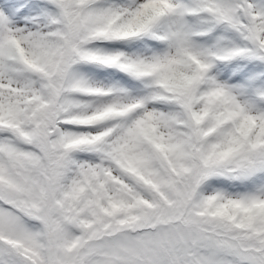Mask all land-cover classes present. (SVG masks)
<instances>
[{
    "label": "snow or ice",
    "instance_id": "snow-or-ice-1",
    "mask_svg": "<svg viewBox=\"0 0 264 264\" xmlns=\"http://www.w3.org/2000/svg\"><path fill=\"white\" fill-rule=\"evenodd\" d=\"M0 264H264V0H0Z\"/></svg>",
    "mask_w": 264,
    "mask_h": 264
}]
</instances>
